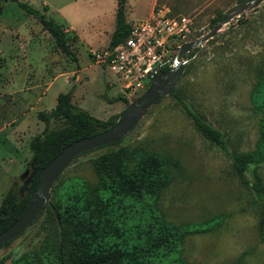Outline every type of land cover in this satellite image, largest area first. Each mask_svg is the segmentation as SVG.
<instances>
[{"label":"rangeland","instance_id":"1","mask_svg":"<svg viewBox=\"0 0 264 264\" xmlns=\"http://www.w3.org/2000/svg\"><path fill=\"white\" fill-rule=\"evenodd\" d=\"M250 1L126 0L125 21L131 25L156 10L186 16L193 23L189 40L194 41L213 29L211 21L218 15L227 17ZM18 2L65 30L77 65L56 48L36 18L15 2L0 0V202L29 176V141L44 129L37 115L49 113L59 94L72 91V103L99 120L120 116L130 103L122 97L123 83L92 56L108 47L116 29V0ZM180 60L187 63L173 90L177 96L222 132L230 152L253 151L261 123L254 101L264 89V1L232 18L200 50L196 47ZM124 140L178 161L179 170L160 201L167 220L198 224L220 218L211 230L186 238V264H264V239L248 173L238 176L228 156L196 132L171 96L150 108ZM92 156L70 163L60 178L62 190L71 182L97 183ZM256 171L264 186V165ZM47 231L38 219L10 245L0 247V261L12 264L32 256Z\"/></svg>","mask_w":264,"mask_h":264},{"label":"trees","instance_id":"2","mask_svg":"<svg viewBox=\"0 0 264 264\" xmlns=\"http://www.w3.org/2000/svg\"><path fill=\"white\" fill-rule=\"evenodd\" d=\"M11 1L36 18L56 48L77 65V58L61 26L37 9L18 0ZM125 15L126 0H116V29L107 48L115 47L127 37L130 25L125 21ZM224 18L218 15L211 21V28ZM241 23L247 24L245 20ZM168 71L169 67L162 69L163 74ZM169 96L191 119L196 132L228 156L238 176L244 177L248 173V185L259 212V234L264 239V186L256 171L264 165V89L254 101L255 112L261 115L260 137L256 148L248 153L230 152L222 132L195 114L175 91ZM117 101L128 104L122 97ZM123 112L107 120L96 119L72 103L71 91L59 94L49 113H39L37 116L44 123V129L29 141L31 159L27 167L31 168L29 176H32L25 191L22 192V188L27 178L2 198L0 233L22 216L39 185L44 167L73 142L108 130ZM124 141L82 153L73 159L93 154L90 161L97 183L92 186L76 181L62 190L61 174L51 189L52 208L44 207L31 224L42 218V227L48 229L44 240L32 256L24 255L12 264H186L182 258L186 238L211 230L220 223V218L198 224H175L167 220L160 201L179 170L178 161L128 146ZM53 210L59 218L60 232Z\"/></svg>","mask_w":264,"mask_h":264},{"label":"water","instance_id":"3","mask_svg":"<svg viewBox=\"0 0 264 264\" xmlns=\"http://www.w3.org/2000/svg\"><path fill=\"white\" fill-rule=\"evenodd\" d=\"M264 0H251L233 14L225 17L220 21L209 33L201 38L184 43L178 53L172 59V67L166 74L159 73L152 75L151 86L138 98L130 102L124 110L122 117L108 130L96 134L92 137L82 138L68 145L58 156H56L41 171V179L36 191L33 193L29 203L22 216L5 231L0 233V246L11 242L18 238L36 219L40 211L44 207L52 208L51 189L63 173L70 165L73 159L82 153L109 145L118 143L123 140L144 117L146 112L150 110L157 102L168 97L176 87L180 80L182 70L186 65V61L180 59L194 48L200 50L204 43L215 37L222 27L232 18L238 17L242 12L251 11L256 8ZM30 175L24 182L22 192L27 188L31 179ZM55 221L60 232V223L57 213L53 210Z\"/></svg>","mask_w":264,"mask_h":264},{"label":"built area","instance_id":"4","mask_svg":"<svg viewBox=\"0 0 264 264\" xmlns=\"http://www.w3.org/2000/svg\"><path fill=\"white\" fill-rule=\"evenodd\" d=\"M192 24L189 17L156 10L131 24L127 37L115 47L93 52V59L123 83L122 97L134 101L151 86L152 75L170 70L181 46L191 42Z\"/></svg>","mask_w":264,"mask_h":264},{"label":"crops","instance_id":"5","mask_svg":"<svg viewBox=\"0 0 264 264\" xmlns=\"http://www.w3.org/2000/svg\"><path fill=\"white\" fill-rule=\"evenodd\" d=\"M9 73H10V72H9ZM9 73H8V74H9ZM20 124H21V123H19V125H17L13 131H15V130H17L19 127H21ZM3 128H4V127H3Z\"/></svg>","mask_w":264,"mask_h":264}]
</instances>
